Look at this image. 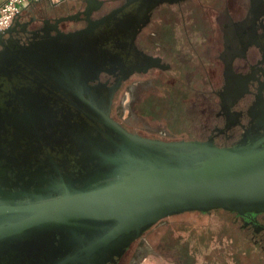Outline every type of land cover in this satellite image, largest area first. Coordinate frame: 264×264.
I'll list each match as a JSON object with an SVG mask.
<instances>
[{
  "label": "flooded vegetation",
  "instance_id": "obj_1",
  "mask_svg": "<svg viewBox=\"0 0 264 264\" xmlns=\"http://www.w3.org/2000/svg\"><path fill=\"white\" fill-rule=\"evenodd\" d=\"M100 1L89 20L82 1L31 3L0 43V227L15 232L0 240V264H200L168 241L181 221L170 219L215 210L229 217L218 258L264 264V204L168 216L128 245L111 237V221H29L34 208L112 179L127 155H187L116 127L165 142L264 146V0ZM164 108L184 112L175 130L155 121Z\"/></svg>",
  "mask_w": 264,
  "mask_h": 264
},
{
  "label": "water",
  "instance_id": "obj_2",
  "mask_svg": "<svg viewBox=\"0 0 264 264\" xmlns=\"http://www.w3.org/2000/svg\"><path fill=\"white\" fill-rule=\"evenodd\" d=\"M71 1H82L88 20L101 4L100 0ZM94 4L98 6L95 8ZM76 15L58 18L55 27L62 21L74 20ZM91 26L93 23L87 28ZM11 30L12 27L0 32V43ZM57 31L61 32L59 28ZM116 129L127 139L154 146L159 152L187 148V155L184 152L172 156L147 154L141 158L127 155L123 161L126 167L112 179L34 208L29 221L36 224L76 218L111 221L115 223L111 237L122 235L128 245L168 216L219 208L261 209L264 204V146L228 148L211 142H165L134 136L122 127ZM12 233L15 232L11 227H0V240Z\"/></svg>",
  "mask_w": 264,
  "mask_h": 264
},
{
  "label": "rangeland",
  "instance_id": "obj_3",
  "mask_svg": "<svg viewBox=\"0 0 264 264\" xmlns=\"http://www.w3.org/2000/svg\"><path fill=\"white\" fill-rule=\"evenodd\" d=\"M167 105H165L166 107ZM156 114V122L168 129L175 130L181 123V117L184 112L180 110V117H174L175 110H154ZM179 113V114H180ZM172 121H175L174 124ZM174 125V127H172ZM181 220L170 230L173 234H169L167 239L172 240L180 245V252L183 254L185 250L188 252V258L196 257L200 264H225L224 256L218 258V234H229L226 232L228 226V215L225 211L215 210L212 214H184L180 217H173L170 220ZM177 235V237H175ZM182 236L178 239V237ZM232 240H228L230 245ZM227 243V244H228ZM183 247V248H182ZM229 252V253H228ZM230 254L231 251H228ZM242 251H240L241 253ZM146 264H171L167 260L149 257Z\"/></svg>",
  "mask_w": 264,
  "mask_h": 264
},
{
  "label": "built area",
  "instance_id": "obj_4",
  "mask_svg": "<svg viewBox=\"0 0 264 264\" xmlns=\"http://www.w3.org/2000/svg\"><path fill=\"white\" fill-rule=\"evenodd\" d=\"M41 0H5L0 4V32L10 28L21 11L31 3ZM60 3L64 0H49Z\"/></svg>",
  "mask_w": 264,
  "mask_h": 264
},
{
  "label": "crops",
  "instance_id": "obj_5",
  "mask_svg": "<svg viewBox=\"0 0 264 264\" xmlns=\"http://www.w3.org/2000/svg\"><path fill=\"white\" fill-rule=\"evenodd\" d=\"M4 1H5V0H0V4H2ZM41 1H42V0H41ZM43 1H48V2H49V0H43Z\"/></svg>",
  "mask_w": 264,
  "mask_h": 264
},
{
  "label": "bare ground",
  "instance_id": "obj_6",
  "mask_svg": "<svg viewBox=\"0 0 264 264\" xmlns=\"http://www.w3.org/2000/svg\"><path fill=\"white\" fill-rule=\"evenodd\" d=\"M101 252V251H100Z\"/></svg>",
  "mask_w": 264,
  "mask_h": 264
}]
</instances>
